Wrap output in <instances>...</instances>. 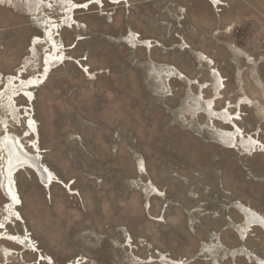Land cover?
I'll use <instances>...</instances> for the list:
<instances>
[{"label": "rangeland", "instance_id": "374dc122", "mask_svg": "<svg viewBox=\"0 0 264 264\" xmlns=\"http://www.w3.org/2000/svg\"><path fill=\"white\" fill-rule=\"evenodd\" d=\"M23 2L0 6V93L8 76L21 70L27 79L42 66L44 46L38 57L29 54L30 40L43 37L35 7ZM224 2L216 10L206 0H130V8L106 1L103 10L77 12L86 29L60 31L66 46L79 35L84 40L32 90L33 137H26L25 110L8 116L0 102V128L7 124L31 154L37 143L41 163L58 179L47 189L31 170L15 176L22 220L6 231L27 230L38 253L0 240V264H36L41 253L55 264L254 261L236 263L215 248L223 242L235 249L227 244L238 234L230 220L237 202L264 214V155L224 149L196 109L201 86L220 97V113L249 97L254 106L242 109L239 125L264 143V0ZM44 12L57 19L62 9ZM131 32L141 36L138 43L126 42ZM146 40L150 51L141 47ZM170 71L197 84L170 78ZM215 72L223 78L214 81ZM202 149L217 168L201 184L193 168ZM149 185L162 195L151 196ZM7 203L0 174V205ZM6 217L0 210V223ZM260 233L251 232L246 245L264 261ZM9 250L15 253L7 258Z\"/></svg>", "mask_w": 264, "mask_h": 264}, {"label": "bare ground", "instance_id": "6f19581e", "mask_svg": "<svg viewBox=\"0 0 264 264\" xmlns=\"http://www.w3.org/2000/svg\"><path fill=\"white\" fill-rule=\"evenodd\" d=\"M25 1L28 3V5L35 7L33 9L35 11L34 14L37 15L35 17V20L37 21V24L42 32L41 35L43 36H35L32 40H30L29 54L33 57H38L40 48L44 46V54L43 56H41L42 66L39 72H37L33 76L28 77L27 79L24 78V76L22 75L24 72L21 70H19V76L17 74L14 76H8L5 82L6 88L0 93V102H2L3 110L7 115L8 113L10 114V112L11 115H16L18 113L17 111H19L20 109L25 110L26 115L25 117H23V119H26V137H33V135L35 134V124L33 121L34 118L32 117L33 109L31 107L34 100V93L32 92V90L38 87L41 84V81L46 79L48 74L51 73L50 71L60 61L67 58L66 52L69 50V48L70 50L76 49L78 46V42L84 40V37L79 35L70 46H66V44L58 38L60 31H62L64 28L72 31H82L86 29L87 26L77 20L76 14L78 11H90L94 5H96L101 10L104 9L106 1L113 5L124 4L126 8H130L131 5L130 0H89L83 3H78L75 0ZM207 2L215 7L216 10H220V7L226 6L224 0H207ZM58 6H61L62 13L61 16L57 19L56 17L44 12L46 10L53 11L54 8ZM128 36L129 37L126 39L127 43L133 42L134 44H136L140 41L139 39L141 38V36L136 35L133 32H131V35ZM146 41V44L141 43V47L148 49L149 51L152 50V48L154 47L153 41ZM79 61H81V59L77 60L76 62L78 63ZM25 67L31 68L33 67V65L29 63V65L26 64L22 68ZM166 74L170 78H177L179 80L182 79L183 81H187L189 85H192L193 83L197 84V82H193L183 73H177L178 75H176V73L170 71ZM220 77L223 78L218 72H215V74L211 76L214 81L221 80ZM204 88H202L201 86L202 90L200 93V98L196 99L198 103V105H196V109L199 111L198 114H203L208 117V129L213 136L215 135L219 139L222 144L221 146L226 150H238L244 155L252 154L254 152L264 155V143L248 134L247 131L239 125V122L242 121V109L249 105L250 107L254 106L252 100L246 96L240 98L238 102L234 100L236 103H238V106H232V103H230L228 106H224L222 110L223 112L220 113L218 112V109L220 108L221 104L217 102L220 97L217 99L214 98L215 96L211 97V94L206 93ZM207 96L211 97V99H209L210 101H208ZM17 99L21 101L26 100V107H18ZM233 109H239V114H235L236 112L232 113L233 111L231 112V110ZM18 114L22 115V112L20 111ZM217 124L226 129H218L216 126ZM0 130L3 132L0 138V151L1 156L3 157L2 161L0 162L1 189L7 200H9V203H7L6 205H0V210H5V213L7 214L6 220L0 223V240H4L13 245L20 246L24 248L25 251H35L38 253V251L34 249V242L32 238H30V234L27 230L26 234L22 235L11 234L10 232L6 231L7 225L5 224H12L11 221L22 220L16 210L20 206L21 199L19 196L15 176L21 171L36 170L41 183L47 189H50V184L52 182H57L58 179L46 165H43L41 163L42 157L40 155L39 147H37V143L35 144L34 141L31 142V146L32 148H34V153L31 154L23 147L20 138L10 133L7 124H5L4 127H1ZM198 155L202 157L203 161L199 160L198 156L194 161L196 162V165L194 166L193 171L199 172L200 178H198L199 180L197 181L201 182L202 184L208 181V176H213L212 172H214V170L217 168V162L214 158H209V154L205 149L200 150L198 152ZM207 158H209L210 160ZM209 184L211 185L212 189L208 192L212 193L216 190L215 175L214 180L212 182H209ZM64 186L65 188H69L66 187L65 184ZM149 187L151 188V196L162 195V193L153 185H149ZM201 189V187H198L197 190ZM148 206L149 204H147V207ZM235 208L236 210L234 211V216H230V220H232L233 226L235 227L239 235H232V237L234 236L233 238H235L234 242L227 244L235 246V249L231 251L223 242H219L220 246L215 245V251H218V249L222 247L224 250L230 252L229 259L233 258L236 263L239 260L245 261V259L249 257V259L254 258V261H251V264H264V261L259 258L258 254L254 251H250V249L246 245L247 240L250 237V233L254 232L255 230L261 231L263 237H261L260 241L264 243V214H261L249 205L243 204L241 201L235 204ZM216 240L213 239L212 241L215 242ZM218 240L221 241V239ZM240 243H243V245L241 246V248L239 247V249H236ZM129 245L130 244H128L127 246ZM14 253V250H9L6 254V257L9 258ZM38 260L36 264H55L54 261H52L50 258H47V256L43 255L42 253L38 256ZM163 261H167V259H164ZM80 262L81 260H78L77 262H68L67 264H80ZM152 262H154L153 259L151 261H142L141 264H152ZM176 264H185V261H179V263Z\"/></svg>", "mask_w": 264, "mask_h": 264}, {"label": "crops", "instance_id": "0c3cea01", "mask_svg": "<svg viewBox=\"0 0 264 264\" xmlns=\"http://www.w3.org/2000/svg\"><path fill=\"white\" fill-rule=\"evenodd\" d=\"M23 1L24 0H0V6H6V7L10 6L11 7V6H15L17 3H23L24 4ZM46 1H50V0H46ZM87 1H89V0H81V1H76V2L83 3V2H87ZM28 10H29V8H28ZM28 15H30V14L28 13L27 16Z\"/></svg>", "mask_w": 264, "mask_h": 264}, {"label": "water", "instance_id": "95a60500", "mask_svg": "<svg viewBox=\"0 0 264 264\" xmlns=\"http://www.w3.org/2000/svg\"><path fill=\"white\" fill-rule=\"evenodd\" d=\"M70 49V48H69ZM3 154V153H2ZM42 159V158H41ZM33 172L38 176V174H37V171L36 170H33ZM68 185H70V183L68 184ZM7 199V198H6ZM6 225V224H5ZM5 227V226H4ZM39 261V260H38ZM37 261V262H38Z\"/></svg>", "mask_w": 264, "mask_h": 264}, {"label": "flooded vegetation", "instance_id": "af4514ba", "mask_svg": "<svg viewBox=\"0 0 264 264\" xmlns=\"http://www.w3.org/2000/svg\"><path fill=\"white\" fill-rule=\"evenodd\" d=\"M207 1V0H206ZM209 3V2H208ZM212 6V5H211Z\"/></svg>", "mask_w": 264, "mask_h": 264}]
</instances>
